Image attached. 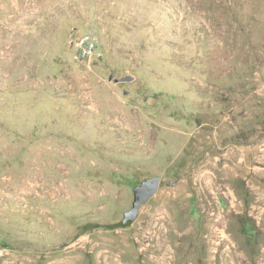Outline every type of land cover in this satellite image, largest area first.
Returning a JSON list of instances; mask_svg holds the SVG:
<instances>
[{"label":"rangeland","instance_id":"rangeland-1","mask_svg":"<svg viewBox=\"0 0 264 264\" xmlns=\"http://www.w3.org/2000/svg\"><path fill=\"white\" fill-rule=\"evenodd\" d=\"M0 240V264H264V0H0Z\"/></svg>","mask_w":264,"mask_h":264},{"label":"water","instance_id":"water-1","mask_svg":"<svg viewBox=\"0 0 264 264\" xmlns=\"http://www.w3.org/2000/svg\"><path fill=\"white\" fill-rule=\"evenodd\" d=\"M112 74L109 76V79L112 78ZM115 81H128L130 77L122 76L114 79ZM161 183V176L154 175L149 176L141 180L138 184L134 185L132 188L133 199L131 206L123 211L121 222H131L134 221L137 213L143 203H145L149 198H151L157 191Z\"/></svg>","mask_w":264,"mask_h":264},{"label":"built area","instance_id":"built-area-1","mask_svg":"<svg viewBox=\"0 0 264 264\" xmlns=\"http://www.w3.org/2000/svg\"><path fill=\"white\" fill-rule=\"evenodd\" d=\"M96 41L89 33L81 35L74 44V57L78 59L89 58L96 53Z\"/></svg>","mask_w":264,"mask_h":264},{"label":"trees","instance_id":"trees-1","mask_svg":"<svg viewBox=\"0 0 264 264\" xmlns=\"http://www.w3.org/2000/svg\"><path fill=\"white\" fill-rule=\"evenodd\" d=\"M236 186L238 190L243 189V184L240 182L236 183ZM190 205H191L192 212H197L196 200L194 196L190 197ZM235 218L237 221V228L240 231V233H242V235L249 237L250 234L256 231L254 222L248 215L238 214V215H235ZM0 242L2 241L0 240Z\"/></svg>","mask_w":264,"mask_h":264}]
</instances>
